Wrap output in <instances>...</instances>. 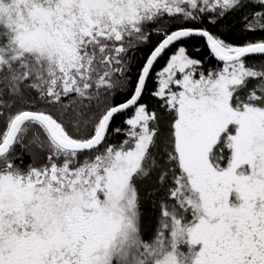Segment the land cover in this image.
Segmentation results:
<instances>
[{"label":"snow or ice","instance_id":"1","mask_svg":"<svg viewBox=\"0 0 264 264\" xmlns=\"http://www.w3.org/2000/svg\"><path fill=\"white\" fill-rule=\"evenodd\" d=\"M0 264H264V0H0Z\"/></svg>","mask_w":264,"mask_h":264},{"label":"trees","instance_id":"2","mask_svg":"<svg viewBox=\"0 0 264 264\" xmlns=\"http://www.w3.org/2000/svg\"><path fill=\"white\" fill-rule=\"evenodd\" d=\"M242 39V38H241ZM117 124H119V121H117Z\"/></svg>","mask_w":264,"mask_h":264}]
</instances>
